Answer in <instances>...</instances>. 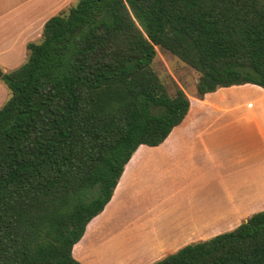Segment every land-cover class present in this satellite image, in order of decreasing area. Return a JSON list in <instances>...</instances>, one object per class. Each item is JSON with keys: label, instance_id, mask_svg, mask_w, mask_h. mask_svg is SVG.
<instances>
[{"label": "trees", "instance_id": "1", "mask_svg": "<svg viewBox=\"0 0 264 264\" xmlns=\"http://www.w3.org/2000/svg\"><path fill=\"white\" fill-rule=\"evenodd\" d=\"M156 47L196 73L197 95L264 89V0H77L1 76L0 264H81L72 254L140 145L188 113L152 67ZM152 264H264V211Z\"/></svg>", "mask_w": 264, "mask_h": 264}, {"label": "crops", "instance_id": "2", "mask_svg": "<svg viewBox=\"0 0 264 264\" xmlns=\"http://www.w3.org/2000/svg\"><path fill=\"white\" fill-rule=\"evenodd\" d=\"M76 1L0 0L1 76L20 67L27 58V45L40 41L47 20L65 11ZM2 84L0 79V91ZM235 100L239 103L227 106V103ZM189 101L190 108L183 121L172 129L163 143L153 146L162 149L158 159L154 162L144 157L135 159L132 154L124 166L111 200L102 214L89 222L94 225L91 228V238L106 227L105 222L108 220L113 228L121 223L127 230L143 225L147 230L153 229L154 221L163 210L186 203L188 199L192 201L191 187L195 185L193 180L204 175L206 167L213 176L221 172V161L218 159L221 152L217 141L225 135L223 130L234 127V131H237V126L244 125L242 131H246L247 137L261 141L264 146V89L254 85L219 88L205 94L200 100L189 98ZM200 105L206 107L196 110V106ZM232 165V162L228 163L229 167ZM257 169L264 175V166H258ZM116 189L118 196L114 202ZM236 201L233 196V209L230 211L232 215L221 217L216 224L210 225L211 227L202 226L200 230L193 228L187 232L183 228L179 232L182 233L181 236L184 235L183 239L179 238L177 241L176 238L165 235V239H161L160 244L154 247L156 257L151 258L150 254L137 257L131 264H151L155 259L172 254L180 246L205 241L232 230L253 213L264 211V205L243 208L236 206ZM86 228L83 236L87 232ZM77 243L73 246L71 255H74ZM85 255V251H78L76 257H73L81 264H96Z\"/></svg>", "mask_w": 264, "mask_h": 264}, {"label": "rangeland", "instance_id": "3", "mask_svg": "<svg viewBox=\"0 0 264 264\" xmlns=\"http://www.w3.org/2000/svg\"><path fill=\"white\" fill-rule=\"evenodd\" d=\"M152 67L170 95L180 88L188 98L194 100L203 98L197 95L198 73L169 52L156 47ZM8 94V89L2 84L0 107L7 100ZM237 103L239 101L235 100L227 103V106ZM202 107L206 106H196V110ZM244 128L242 125L237 126V131H234V127L222 131L225 135L217 141L221 152V155H218L221 172L213 176L206 167L205 174L193 180L195 185L191 187L192 201L187 198L186 203L163 210L155 221L152 220L154 228L149 230L145 229L144 225L127 230L121 223L117 224L118 228H113L108 220L105 222L106 227L91 238V228L94 226L91 222L86 228L87 232L74 248L73 256L76 257L78 251L80 253L85 251V256L90 257L96 264H131L134 258L148 254L154 258L157 256L153 251L154 247L160 244L161 239H165L163 236L176 238L177 241L179 238L183 239L184 235L181 236L182 233H179L183 228H186L187 232L193 228L200 230L202 226L211 227L210 225L216 224L217 219L221 217L232 215L230 211L233 209V196L237 199L236 206L247 208L264 205V175L257 169L258 166L259 168L264 166V146L261 141L247 137L246 131H242ZM255 141L256 144H253ZM161 150L159 147L139 146L132 158L144 157L154 162ZM229 162L233 164L231 167L228 166ZM117 190L114 192V202L118 196ZM193 243L197 242H189L184 246ZM184 246L176 248L175 251ZM159 259L153 260L152 263Z\"/></svg>", "mask_w": 264, "mask_h": 264}, {"label": "water", "instance_id": "4", "mask_svg": "<svg viewBox=\"0 0 264 264\" xmlns=\"http://www.w3.org/2000/svg\"><path fill=\"white\" fill-rule=\"evenodd\" d=\"M0 76H1V73H0Z\"/></svg>", "mask_w": 264, "mask_h": 264}]
</instances>
